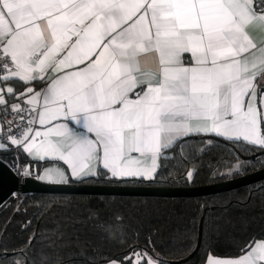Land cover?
Masks as SVG:
<instances>
[{"label":"snow or ice","instance_id":"6c2138e0","mask_svg":"<svg viewBox=\"0 0 264 264\" xmlns=\"http://www.w3.org/2000/svg\"><path fill=\"white\" fill-rule=\"evenodd\" d=\"M254 25L264 30L254 0H0V79L49 81L21 93L45 130L29 137V120L21 139H9L64 161L73 176L93 159L113 176H149L160 149L192 132L264 148V40L250 35ZM151 53L155 70L145 71L140 57ZM260 93L264 105V85ZM55 176L64 179L59 169L40 178ZM240 252L206 264H264V239ZM137 264L155 261L138 254Z\"/></svg>","mask_w":264,"mask_h":264},{"label":"trees","instance_id":"16d2710c","mask_svg":"<svg viewBox=\"0 0 264 264\" xmlns=\"http://www.w3.org/2000/svg\"><path fill=\"white\" fill-rule=\"evenodd\" d=\"M0 158L9 163L7 149L0 151ZM262 167V147L189 135L160 155L148 181L117 179L99 169L71 182L188 187ZM252 239H264V179L205 196L29 193L11 196L0 206V264H134L135 254L150 255L157 264H204L209 255L242 254L240 248Z\"/></svg>","mask_w":264,"mask_h":264},{"label":"water","instance_id":"95a60500","mask_svg":"<svg viewBox=\"0 0 264 264\" xmlns=\"http://www.w3.org/2000/svg\"><path fill=\"white\" fill-rule=\"evenodd\" d=\"M259 90V101H260ZM261 117L264 118V105H261ZM259 152L257 154H260ZM264 179V167L250 173L211 184L188 186V187H155L150 185H87L76 183H46L34 177H26L19 182L18 176L10 169L8 164L0 158V206L14 194L29 193H67V194H90V195H121V196H145V197H192L212 195L243 185L259 182ZM200 243L198 237L197 246ZM194 250V252L196 251ZM184 259L190 258L193 253Z\"/></svg>","mask_w":264,"mask_h":264},{"label":"crops","instance_id":"0c3cea01","mask_svg":"<svg viewBox=\"0 0 264 264\" xmlns=\"http://www.w3.org/2000/svg\"><path fill=\"white\" fill-rule=\"evenodd\" d=\"M249 33L258 44L260 43V41L264 40V30L260 29L258 26L254 25V26L250 27ZM186 59L190 60V54H186ZM140 60H141V64L144 67L145 71H150V70L154 71L155 70V64H156V54L155 53H151V54H148L146 56H141ZM48 75L51 76L52 74L49 73ZM48 82L49 81H48L47 76L43 80L36 79V80L31 81V82H25V81L20 80L19 78H14V77L2 79L0 81V97H2L3 103H8L11 101H16V100H22V101L26 102V100L28 99V96L25 95V96L21 97V93H25L26 89L29 87H31V88L35 89V91L39 92L42 89H45L47 87ZM256 83H257L256 107H257L259 113L261 114L260 101H259V90H260V86L264 85V77L258 78ZM8 88H12L13 92L9 93L7 91ZM133 98H134V96H133ZM41 103H42V98H41ZM34 121L35 122L31 126V128L33 129V132L29 134V137L31 135H34L36 130H39L41 132H43L45 130V127L41 126L39 124L38 112H35ZM61 122H63V121H61ZM72 123H73V125L75 124V122H72ZM76 127H79V126H76ZM260 128H261V131L264 132V118L261 119ZM189 135H199V136L213 135V136H218V137L228 139V140L245 141L242 137L238 138V139L235 137L228 138V137H225L222 135H217V134L211 133V132L210 133L192 132V133H189L188 135H180V136L175 137L172 140L171 144H169L168 147H162L160 149V152L158 153L157 158H156V168L159 164L160 155H162L165 152V150L167 148H169L170 146H172L178 139L185 137V136H189ZM40 139H42V137L37 138V142H39ZM53 139H55V138L53 137ZM245 142H247V141H245ZM247 143H249V142H247ZM250 144H252V143H250ZM16 145H18V144H16ZM252 145H255V144H252ZM18 146L20 148V151H21L23 157L27 160V164L32 169L33 177L42 181V182L55 183V184L71 183V181L74 179L92 176V175L96 174L99 169H103L109 175L113 176L112 172L103 166L102 161H97L95 159H93L91 161V167L87 173L80 175V176H73L71 168L64 161L55 159L54 157H51V156H46L44 159H39L38 157L35 156L34 153L30 155L28 152H26L24 150L23 143L19 144ZM255 146H258V145H255ZM259 147H261V146H259ZM6 149H7V145L3 142H0V151H4ZM133 155H136V154L133 153ZM156 168H155V170H156ZM49 169H52V170L59 169L60 172L63 173L64 179L61 180L60 176H55L52 180L41 179L40 177L44 176L46 170H49ZM89 173H94V174H89ZM154 173H155V171L153 173H151L149 176L141 175V176H123V177L114 176V177L117 179L139 178L141 180L148 181V180L152 179V177L154 176ZM259 240H261V239H259ZM242 254H240V255H242ZM240 255H238L236 257H217V256H214V257H217V258H237ZM206 261H207V259H206ZM206 261L204 264H206Z\"/></svg>","mask_w":264,"mask_h":264},{"label":"built area","instance_id":"2783aa9c","mask_svg":"<svg viewBox=\"0 0 264 264\" xmlns=\"http://www.w3.org/2000/svg\"><path fill=\"white\" fill-rule=\"evenodd\" d=\"M257 12L264 10V0H254ZM8 61H0L7 63ZM2 79H0L1 81ZM13 105H19L23 111L14 110ZM26 102L22 100L11 101L8 103H0V142L7 145L10 153V161L8 166L18 176L19 182H23L26 177H33L31 167L22 162L20 158V148L18 145L11 143L9 136L21 139L25 130L30 126L29 120H34L35 112H30ZM23 117V119H21ZM33 124H31L32 126ZM18 193L13 196H17Z\"/></svg>","mask_w":264,"mask_h":264},{"label":"rangeland","instance_id":"374dc122","mask_svg":"<svg viewBox=\"0 0 264 264\" xmlns=\"http://www.w3.org/2000/svg\"><path fill=\"white\" fill-rule=\"evenodd\" d=\"M139 257H142L143 259L147 260L148 257H151L154 261H155V264H157V261L154 257L150 256V255H140L139 254ZM137 260H138V254H135L134 257H133V263L134 264H137ZM112 261H115L116 264H122L120 261H117V260H112ZM111 261H109L108 263L106 264H110Z\"/></svg>","mask_w":264,"mask_h":264}]
</instances>
